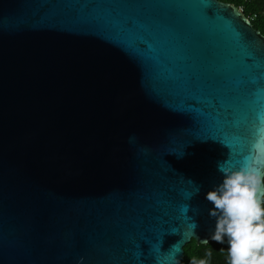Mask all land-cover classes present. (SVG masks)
Instances as JSON below:
<instances>
[{
  "label": "water",
  "instance_id": "water-1",
  "mask_svg": "<svg viewBox=\"0 0 264 264\" xmlns=\"http://www.w3.org/2000/svg\"><path fill=\"white\" fill-rule=\"evenodd\" d=\"M246 163L264 35L235 5L0 0V264H181L215 242L217 165Z\"/></svg>",
  "mask_w": 264,
  "mask_h": 264
},
{
  "label": "clouds",
  "instance_id": "clouds-1",
  "mask_svg": "<svg viewBox=\"0 0 264 264\" xmlns=\"http://www.w3.org/2000/svg\"><path fill=\"white\" fill-rule=\"evenodd\" d=\"M217 170L222 180L205 194L212 205L209 214L216 221L211 240L227 242V264H264V169L246 163L235 168L218 164ZM199 191L197 187L193 194ZM192 264L208 262L201 259Z\"/></svg>",
  "mask_w": 264,
  "mask_h": 264
},
{
  "label": "trees",
  "instance_id": "trees-1",
  "mask_svg": "<svg viewBox=\"0 0 264 264\" xmlns=\"http://www.w3.org/2000/svg\"><path fill=\"white\" fill-rule=\"evenodd\" d=\"M236 7H243V14L251 19L253 27L264 35V0H222ZM227 242L221 244L209 242L208 244H197L194 239L184 247V256L181 264H192L193 260L204 259L208 264H227ZM211 252L209 256L208 253Z\"/></svg>",
  "mask_w": 264,
  "mask_h": 264
},
{
  "label": "snow or ice",
  "instance_id": "snow-or-ice-1",
  "mask_svg": "<svg viewBox=\"0 0 264 264\" xmlns=\"http://www.w3.org/2000/svg\"><path fill=\"white\" fill-rule=\"evenodd\" d=\"M202 12L204 15L211 18L210 9L207 7V3L204 6H202ZM252 82L253 83L255 82V78H252ZM185 103L189 105H193V104H196L197 101L195 99H185ZM222 119L225 121V123L230 122L229 117H222ZM162 220L164 221L162 224H158L157 226L151 229L154 233L161 232L168 227V223H169L168 216L162 217Z\"/></svg>",
  "mask_w": 264,
  "mask_h": 264
},
{
  "label": "built area",
  "instance_id": "built-area-1",
  "mask_svg": "<svg viewBox=\"0 0 264 264\" xmlns=\"http://www.w3.org/2000/svg\"><path fill=\"white\" fill-rule=\"evenodd\" d=\"M241 12H243V7L242 6H238L237 7ZM249 19V18H248ZM251 19H252V17H251ZM251 19H249L250 21H251Z\"/></svg>",
  "mask_w": 264,
  "mask_h": 264
}]
</instances>
